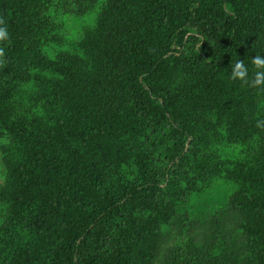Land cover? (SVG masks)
I'll return each instance as SVG.
<instances>
[{
    "label": "trees",
    "instance_id": "trees-1",
    "mask_svg": "<svg viewBox=\"0 0 264 264\" xmlns=\"http://www.w3.org/2000/svg\"><path fill=\"white\" fill-rule=\"evenodd\" d=\"M0 19V264H158L170 228L160 264H264V0H0ZM224 186L201 221L189 204Z\"/></svg>",
    "mask_w": 264,
    "mask_h": 264
},
{
    "label": "rangeland",
    "instance_id": "rangeland-1",
    "mask_svg": "<svg viewBox=\"0 0 264 264\" xmlns=\"http://www.w3.org/2000/svg\"><path fill=\"white\" fill-rule=\"evenodd\" d=\"M65 27H64V34L67 38H76L82 34L81 32V25L76 22L75 17L73 14H70L67 16L65 20ZM1 161V153H0V185L4 183L5 180V172L4 168L2 166ZM228 187V186H227ZM229 189V190H228ZM226 190V186L222 187L221 189H214L210 192L206 193L204 196L201 197L200 201H194V203L189 204V208L194 210L196 217H198L201 221H205L206 218H208L210 215L213 214L215 209L223 203H228L230 191L231 189L228 188ZM218 203V204H217ZM204 228H201L198 230L199 234H203ZM175 234L176 231L174 228H170L167 231V240L164 243L163 250L158 257L157 263H162L164 259V254L166 252V249L170 247L175 240Z\"/></svg>",
    "mask_w": 264,
    "mask_h": 264
},
{
    "label": "clouds",
    "instance_id": "clouds-1",
    "mask_svg": "<svg viewBox=\"0 0 264 264\" xmlns=\"http://www.w3.org/2000/svg\"><path fill=\"white\" fill-rule=\"evenodd\" d=\"M2 20V19H0ZM8 37V33L6 28L3 30H0V41L6 40ZM3 49L0 48V52H2ZM252 63L255 65L257 71L254 73L255 83L257 86L264 84V60L260 59L258 56L254 57L252 60ZM0 66H3V62H0ZM247 68L244 65L243 61H237L235 63V72L234 76L237 78H240L241 80H244L247 77Z\"/></svg>",
    "mask_w": 264,
    "mask_h": 264
}]
</instances>
